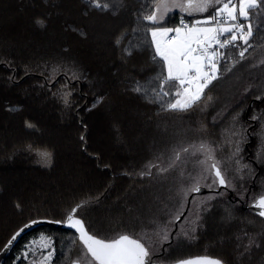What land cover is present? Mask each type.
Instances as JSON below:
<instances>
[{"label":"trees","instance_id":"trees-1","mask_svg":"<svg viewBox=\"0 0 264 264\" xmlns=\"http://www.w3.org/2000/svg\"><path fill=\"white\" fill-rule=\"evenodd\" d=\"M126 3L127 6L113 16L95 9L85 15L81 0H0V61H3L0 63V250L24 223L40 218L62 220L74 204L82 199H95L106 188L99 203L84 210L85 218L94 228H116L123 221L129 227L117 231L139 233L143 231L141 226L152 219L157 218V223L169 219L164 205L161 209L157 206L158 197L164 198L156 190V184L144 182L156 177L141 179L139 173L149 162H158L155 158L163 151L160 140L168 144L165 139L168 135L176 142L178 135L183 134L181 125L189 126L190 121L197 126L206 123L213 133L210 139L223 147L230 140L229 133L224 132L233 123L245 141L240 144L242 155L236 158L239 167L247 162L245 151L251 152V163L257 167L255 171L261 167L244 181L243 175L239 177V183L248 182L243 192L246 196L243 194L241 198L244 196L249 204L264 194V66L250 67L264 59V31L253 38L256 47L250 50L249 59L238 63L211 86L208 95L212 100L205 111L183 120L174 119L173 113L158 115V105L148 103L132 91L137 82L149 89L155 86V82L149 84V81L159 67L153 63L149 47L134 50L130 57L123 54L124 47L140 42L131 33L134 27L143 29V25L137 24L134 13L150 12L153 0H126ZM37 17L46 21L45 28L35 25ZM180 17L179 12L171 13L165 26H176ZM186 19L190 21L192 17ZM80 31L85 35H80ZM125 31L126 38L117 46L116 39ZM140 38L149 42L151 39L144 36L143 30ZM47 57L51 58V65L40 61ZM9 76L15 79L9 80ZM65 93H69L67 103ZM246 111L251 117H257L252 141L248 144V136L243 134V127L249 126L248 119H244ZM237 114L233 121L232 117ZM214 116H217L216 123H213ZM26 122L34 127L28 129ZM83 126L86 132L81 141ZM37 150L52 153L49 166L39 163ZM91 156L99 159V166ZM233 165L237 166L235 161ZM142 199L148 202L149 210L143 208ZM17 203L20 208L15 207ZM225 204L213 207L221 215L215 229L224 235L221 238L213 235L219 240L217 244L201 240L190 243L175 237L161 253L162 243L154 237L149 243L154 253H158L155 255L158 261L174 264L178 259L207 254L221 256L227 264H240L242 259L243 264H264V253L260 250L264 247V218L247 205L235 208L229 203L232 212ZM116 206H120L125 215L113 209ZM140 210L143 213H139ZM134 214L139 215L141 221H137ZM133 223L135 228L131 227ZM46 230L57 235L59 241L62 236L66 239L64 245L56 243L60 252L52 264L58 259L68 264L63 253L71 246L69 234L72 231L55 227H39L24 235L1 264H25L21 259L15 261L23 245ZM245 232L256 236L262 244L253 250L250 258H241L233 250L234 245L248 243ZM232 236L234 242L230 239ZM257 254L261 258L259 263L255 260Z\"/></svg>","mask_w":264,"mask_h":264},{"label":"snow or ice","instance_id":"snow-or-ice-1","mask_svg":"<svg viewBox=\"0 0 264 264\" xmlns=\"http://www.w3.org/2000/svg\"><path fill=\"white\" fill-rule=\"evenodd\" d=\"M85 6V15L93 9L115 16L127 6L126 0H81ZM173 10L181 13L179 24L175 27L165 26ZM207 13V15H204ZM136 22L140 27L131 29L134 38L140 40L138 44L124 47L122 52L132 56L134 50L149 47L152 61L158 65L159 71L149 81L155 86L149 89L138 82L132 91L141 95L150 104L159 106L162 113H173L174 119L181 120L195 116L207 108L212 97L208 91L214 82L222 79L231 72L240 62L249 59L250 50L254 49L253 38L258 32L264 31V0H153L151 11L134 13ZM186 17H192L189 21ZM146 22V23H145ZM34 23L38 28H45L46 21L37 17ZM73 31H79L76 28ZM143 30L144 36H150V42L140 38ZM80 35H85L80 31ZM127 31L119 36L115 43L121 45L126 38ZM235 50V56L233 55ZM238 56V59L235 57ZM3 63V61H0ZM10 63V62H9ZM227 67H222V65ZM264 66V59L251 64L252 68ZM15 77L9 76V80ZM64 94L65 103L67 96ZM257 99L261 97L257 96ZM99 103V100L97 101ZM96 105L94 104L93 107ZM15 110V109H12ZM220 114L217 113V116ZM214 116L213 123L217 122ZM237 116L232 120L236 121ZM251 119H257L253 116ZM27 127H34L26 122ZM182 135L174 144L166 146L165 150L156 156L157 163L149 162L145 170L139 173L141 179L145 176L163 178L169 182L166 187L168 193L164 210L169 219L154 222L150 230L117 231L118 228H128L123 221L116 228L107 230L101 226L94 228L93 223L85 218L84 210L99 203L100 197L95 199H82L68 209L62 220L31 219L19 227L4 245L5 249L11 246L26 230L39 223H56L72 229L69 236L70 247L63 254L68 264H154V251L149 243L154 237L159 242H168L172 236L185 240L197 239V232L202 227V213L207 210L209 202L215 197L209 196L197 200L194 194L203 188L215 191L218 187L228 188L232 182L228 179L231 163L235 161L236 171H240L239 160L240 142L236 141L234 151L225 156L221 143H213L210 137L213 133L206 123L198 126L190 121L189 126L181 125ZM232 135L237 133L233 130ZM264 137V125H262ZM84 141L85 137H80ZM31 150V146H29ZM37 155L43 166H49L52 153L47 150H37ZM243 167H247L244 165ZM127 174V173H125ZM195 205L189 208V215H185V205ZM169 203L178 204L173 210ZM15 207L20 208L17 203ZM252 207L257 209L256 215L264 218V194L255 199ZM184 227L177 232H172L170 226ZM135 228V223L131 225ZM111 232L113 234L109 235ZM244 236L247 244H238L237 252L241 258H250L254 249L262 246L256 237ZM39 245V258L30 264H51L57 249L52 236L41 233L25 245L28 251L22 253L27 259L29 254L37 256ZM63 252V249H61ZM174 264H227L221 256L199 255L186 259H178ZM243 264V259L240 261Z\"/></svg>","mask_w":264,"mask_h":264},{"label":"rangeland","instance_id":"rangeland-1","mask_svg":"<svg viewBox=\"0 0 264 264\" xmlns=\"http://www.w3.org/2000/svg\"><path fill=\"white\" fill-rule=\"evenodd\" d=\"M204 15H207V13H205ZM167 27H170V26H167ZM32 50V48H30V50L29 51H31ZM42 63H44V64H46V65H48V64H50L51 63V58H49V57H47L46 59H44V60H40ZM51 65V64H50ZM249 108V107H248ZM252 117L248 114V112L246 111L245 112V118L244 119H248V121H247V125H249L248 127L247 126H244L243 127V129H244V132H243V134H244V136L247 134V136H248V141H246V144H248L249 142H251L252 141V133H253V130L255 129L253 126H254V124H255V120H253V119H251ZM235 125V124H234ZM171 127H173V126H171ZM229 129H227L225 132H224V134H227V133H229V138H230V140H229V144L227 145V146H224V147H222V151H225V152H232V151H234V145H235V142L236 141H239L240 142V144L241 143H244L245 144V141H243V138H242V136H241V133H240V131H237V130H235L234 129V126H233V123H231L230 125H229ZM32 127H28V129H31ZM170 130H171V128H170ZM232 130H235L236 131V135H230V132L232 131ZM246 133V134H245ZM246 136V137H247ZM159 138H161V136L159 137ZM165 139L167 140V142H168V144H166V143H164V141H163V139H161L160 141V148H162L163 149V151L165 150V148H166V146H168V145H170V144H174L175 142H174V140L172 141V140H170L171 138H170V136H168V135H165ZM242 146V145H241ZM241 146H240V152L242 151V148H241ZM242 155V153H240L239 154V156H241ZM251 155V152L250 151H245V153H244V158L246 159V161L247 162H245V163H242L241 164V166L242 167H240V171L239 172H237L236 171V168L238 167V166H235V165H233V166H231L230 167V172H231V177L229 176L228 177V179L232 182V186L231 187H229V191H224L223 190V192H221L219 189H216L215 191H211V190H209L208 188H203L202 190H201V192L200 193H198V194H194L195 196H196V199L197 200H201V199H203V198H205V197H209V196H213V197H215V199H213V200H211L210 202H209V204H208V206H207V210L206 211H204L203 213H202V227H200V229L198 230V232H197V239H195V240H188V241H190V243H197V242H199L200 240H201V242H203V241H207V242H210V243H215V244H217V242L219 241V240H216L217 238H213V235L214 234H216V233H218V231H216V229H215V227H216V225L214 224V218H215V213H216V211L214 210V208L213 207H215L216 205H219V204H225L227 201L229 202V203H231V205L232 206H234L235 208H237V207H239V205L240 206H246V205H248V203H247V201H245V197L244 196H246V194H244L243 192L245 191V189L247 188V184H248V182L246 183V184H242V183H239L238 181L239 180H241L239 177L241 176V175H243V179H242V181H244V180H246L247 178H248V175L249 174H253V175H255L256 173H258L260 170H261V167L259 166V171L257 172V171H255V169L257 168V167H255L252 163H251V160H252V157L250 156ZM155 161H156V159H155ZM39 163L43 166V164H42V162L40 161V157H39ZM244 165H247V167H243ZM243 173V174H242ZM254 179V178H253ZM252 179V180H253ZM147 185H155L156 184V188H158V190H160V188H161V191H160V193H161V198H164V200H160L159 199V197H158V204H157V206L161 209L162 207H163V205H164V203L167 201V196H168V193H167V191L165 190L166 189V187L168 186V183L169 182H165L164 180H163V178H155L153 181H150V182H146V181H144ZM237 183H239V184H237ZM250 185L251 186H255V183L252 185L251 184V182H250ZM107 189L108 188H106L104 191H103V193L99 196L100 198H102L103 196H105L104 194L107 192ZM244 194V196L241 198V196ZM151 201H154L153 199L151 200ZM141 202H142V204H143V208L145 209V210H149L150 208H148V202L146 201V200H141ZM226 203L225 205H227V206H229V208L231 209V211L233 212L234 210L232 209V207L229 205V203ZM171 206V207H170ZM185 206H187V207H185V215H189V212H188V209L189 208H194L195 207V205L194 204H192L191 203V197L189 198V203L188 204H186ZM169 207L170 208H172L173 210H175V208L176 207H178V204H176V206L175 207H172V204L171 203H169ZM189 207V208H188ZM113 209H117V210H119L120 212H121V215H125V211L120 207V206H116V207H114ZM219 212V211H218ZM237 212H239V209H237ZM139 213H143L141 210L139 211ZM220 213V212H219ZM135 215V218H136V220L137 221H141V217L139 216V215H137V214H134ZM237 215H239V213H237ZM218 217H219V215H218ZM239 217V216H238ZM237 217V220L239 219ZM150 219H148L147 221H149ZM145 221V220H144ZM157 221V218H155V219H152L150 222H147V223H145V224H143V226H141V224H140V226H141V228L143 229V230H150V226L154 223V222H156ZM143 222V221H142ZM185 225H184V223H179L178 222V226H170V228H171V231L172 232H177V231H179L180 229H182L183 227H184ZM42 227H49V226H42ZM209 229V230H208ZM41 233H44V234H46V235H48V236H52L53 237V240H54V246H55V248L57 249V252H56V255L54 256V258H53V261L57 258V255L59 254V252H60V248H59V245H57L56 243H59V242H61L62 243V245H64L65 244V240L66 239H64V237L62 236L61 237V239H60V241L59 240H57L56 239V236L57 235H54V234H51V233H49V232H47V230L46 231H42V232H40L39 233V235L37 236V237H35V238H32V239H29L28 241H27V243H25L24 245H23V248H22V251L17 255V257H16V260L15 261H18V260H23V261H25V264H30V262L31 261H33V260H37L38 259V257L39 258H42V257H40L39 256V245H37V256H33V255H31V253L29 254V257L27 258V259H25L23 256H22V253H24V252H26V251H28V249L25 247V245H27V244H29L33 239H37L39 236H40V234ZM230 234L231 235H233L232 234V232H231V229H230ZM249 235V234H248ZM234 236V235H233ZM233 236L232 237H230V239H231V241L233 240ZM249 236H254V235H249ZM256 237V236H255ZM173 238H175V236H172L171 237V239L168 241V242H163V244H162V248H161V253H163L164 252V249H165V246L169 243V242H171L172 240H173ZM257 238V237H256ZM205 239H209V241L208 240H205ZM233 242H234V240H233ZM233 242H232V244H233ZM257 242H259L258 240H257ZM232 244L230 245V247L232 246ZM242 244H246V242L245 243H242ZM62 247V246H61ZM235 247V248H234ZM234 247H233V250H234V253H235V250H236V252H237V247H236V245H234ZM216 248L218 249V247L216 246ZM263 253H264V247H263V249H260ZM217 251H219V249L217 250ZM237 254H238V252H237ZM60 256H62V254H60ZM62 258H64V257H62ZM65 260L67 261V258L65 257ZM52 261V262H53ZM52 262H51V264H52ZM158 263V261L157 260H154V264H157ZM55 264H65V262L63 261V262H61L59 259L56 261V263Z\"/></svg>","mask_w":264,"mask_h":264},{"label":"water","instance_id":"water-1","mask_svg":"<svg viewBox=\"0 0 264 264\" xmlns=\"http://www.w3.org/2000/svg\"><path fill=\"white\" fill-rule=\"evenodd\" d=\"M13 77V76H12ZM79 90H81V83H79ZM79 124L82 125V120L79 118ZM84 133L82 134L83 136L85 135V132H86V127H84ZM85 148V143L83 144V150ZM93 158L96 159V164L97 166L100 165V162H99V159L96 157V156H91ZM110 172V170H109ZM112 181H113V178H112ZM253 204L250 205V208L254 211V212H257V209H255L254 207H252ZM39 220H48V219H43V218H40ZM42 226H49V227H55V228H60V229H65V230H71L73 231L72 229H69L67 227H64L62 224H56V223H39V224H36L34 226H32L31 228L29 229H26L18 238L17 240L9 247H7L5 249V247L3 246L2 249L0 250V264L4 261V259L7 257V255L9 254V252L13 249V247L22 239V237L28 233H30L31 231L39 228V227H42ZM10 239V238H9ZM7 243V242H6ZM5 243V244H6ZM155 259V256L153 257ZM157 264H163L161 262H158Z\"/></svg>","mask_w":264,"mask_h":264},{"label":"flooded vegetation","instance_id":"flooded-vegetation-1","mask_svg":"<svg viewBox=\"0 0 264 264\" xmlns=\"http://www.w3.org/2000/svg\"><path fill=\"white\" fill-rule=\"evenodd\" d=\"M220 188V189H219ZM217 189H219L220 191L222 190L223 191V189H226V190H228L227 188H224V187H218ZM156 190H158V188H156ZM159 191H161V189L160 190H158V192ZM229 191V190H228ZM254 203V201L253 202H251V203H249L247 206L250 208V205L251 204H253ZM185 207H187V206H185ZM189 208V207H188ZM251 209V208H250ZM252 210V209H251ZM218 215H219V217H221V215L219 214V212L217 211L216 213H215V218L216 219H218L219 220V217H218ZM218 220H217V222H218ZM216 225V224H215ZM223 233H220V232H218L217 234H216V236L217 237H222V236H224V235H222ZM162 244H163V242H161ZM161 248H162V246H161ZM155 255H158V253H154V256ZM154 260H157L158 261V257H156L155 256V259ZM159 262V261H158Z\"/></svg>","mask_w":264,"mask_h":264},{"label":"bare ground","instance_id":"bare-ground-1","mask_svg":"<svg viewBox=\"0 0 264 264\" xmlns=\"http://www.w3.org/2000/svg\"><path fill=\"white\" fill-rule=\"evenodd\" d=\"M6 119H7V118H6ZM215 219H216V218H214V220H215ZM217 220H218V219L215 220L214 224L217 223ZM208 230H209V229H208ZM216 234H217V233H216ZM255 260H257L258 263L260 262V260H261V258H260V254H257V255H256Z\"/></svg>","mask_w":264,"mask_h":264},{"label":"crops","instance_id":"crops-1","mask_svg":"<svg viewBox=\"0 0 264 264\" xmlns=\"http://www.w3.org/2000/svg\"><path fill=\"white\" fill-rule=\"evenodd\" d=\"M174 12H179V10H173V12L172 13H174ZM180 13V12H179ZM181 14V13H180Z\"/></svg>","mask_w":264,"mask_h":264},{"label":"built area","instance_id":"built-area-1","mask_svg":"<svg viewBox=\"0 0 264 264\" xmlns=\"http://www.w3.org/2000/svg\"><path fill=\"white\" fill-rule=\"evenodd\" d=\"M177 25H178V24H177ZM177 25H176V26H177ZM174 27H175V26H174Z\"/></svg>","mask_w":264,"mask_h":264}]
</instances>
